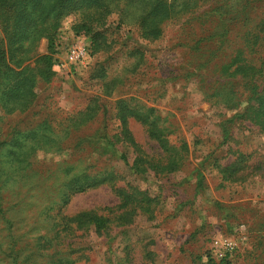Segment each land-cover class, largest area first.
Segmentation results:
<instances>
[{
	"label": "rangeland",
	"instance_id": "rangeland-1",
	"mask_svg": "<svg viewBox=\"0 0 264 264\" xmlns=\"http://www.w3.org/2000/svg\"><path fill=\"white\" fill-rule=\"evenodd\" d=\"M156 4L66 0L59 33L67 36L77 25L88 26L94 53L83 70L40 80L23 111L6 112L22 90V76L9 81L6 109L0 106V140L11 136L13 127L30 131L18 140L26 138L33 153L19 179L24 188L4 195L5 218L13 233L23 236L16 238L19 247L49 241L61 217L109 218L102 235L73 231L62 255L69 253L72 264H264V256L252 257L259 253L258 235L264 234V134L234 116L239 105L228 110L221 97L209 98L212 89L203 94L207 81L192 76L194 59L204 53L196 52L194 34L200 10L148 17ZM20 28L17 38L23 35ZM48 46L42 38L37 54H48ZM233 85L223 81L215 88L222 96ZM239 100L235 96L234 102ZM230 118H235L228 124L232 138L222 142L220 124ZM43 123L56 128L55 135L37 144V133L46 130ZM151 123L167 128L170 143L184 139L187 144L183 166L171 174L134 169L137 155L152 166L168 162V153L150 136ZM211 152L222 166H236L235 180L224 181L216 167L205 165ZM239 152L243 157L237 158ZM10 182L12 177L5 184ZM80 183L84 188L73 193ZM5 227L0 218L2 236ZM56 244L29 257L24 251L26 261L22 257L19 264H35L40 255L52 264ZM3 258L0 264L7 262Z\"/></svg>",
	"mask_w": 264,
	"mask_h": 264
},
{
	"label": "trees",
	"instance_id": "trees-1",
	"mask_svg": "<svg viewBox=\"0 0 264 264\" xmlns=\"http://www.w3.org/2000/svg\"><path fill=\"white\" fill-rule=\"evenodd\" d=\"M65 4L66 0H0V28L4 35V39L0 37V106L2 109L6 106L5 93L9 81L17 80L18 76H22L20 78L22 90L17 92L13 107L7 108L6 112L26 110L34 98V89L39 81L56 76L52 66L59 44V18ZM192 11H199L196 23L198 31L202 28L201 33L198 31L194 33L198 39L195 43L197 44L196 52H204L194 59V66L190 71L192 76H198L204 82L207 81L208 90L204 88L203 94H207L212 89L208 94L209 98L221 97L228 110L239 105L241 110L234 116L249 122L264 134V0H157V4L148 12V17L172 18L175 13ZM21 25H26V28H20ZM19 28L23 35L17 38ZM72 33L87 38L90 55H92L94 43L90 28L86 25H77L72 28ZM42 38L49 40L48 54L38 55L36 48ZM30 63H33L34 67H31ZM42 64L43 69L36 68ZM223 81L231 82L236 87L234 89L231 87L229 92L221 96L215 88V83L219 84ZM238 95L240 100L234 102L235 96ZM233 119L235 120L230 118L220 124L222 142L232 138L228 124ZM43 124L46 130L41 133L33 132L40 134L37 144H47L56 129L50 123ZM150 126L154 127L150 128V136L157 140L163 153H168V162L162 165L158 160L155 166H152L150 160L137 155L133 161L135 171L144 173L147 169L156 168L159 173L168 175L180 169L187 158L185 140L181 139L177 145L172 144L168 139L169 133H166V127L158 128L152 123ZM9 132L11 135L9 138L0 140V218L6 224L5 235L2 236L0 233V258L4 257L3 259L7 260L6 264H19L22 257H25L23 260L26 261V256L23 255L27 251L28 257L33 256L36 251L49 249V244L56 241V253L51 257V263L72 264L74 261L70 260L69 253L64 257L62 255L68 250L64 243L71 237L73 231L92 230L95 234L102 235L107 232L111 220L92 213L83 214L76 219L61 217L55 224L56 227L49 241L41 238L33 245L19 247L20 244L16 238L21 239L23 236H16L13 233L11 221L5 218L8 206L3 201L6 193L24 188L19 183V179L22 175L24 176L26 163L33 149L27 144L26 138L25 141L18 140L19 136L30 131L25 130L22 133L17 127H13ZM124 140L129 146L135 148L136 145L130 139ZM5 148H8L7 154L4 153ZM3 155L4 160L1 159ZM214 155V152L208 155L205 165L212 164L216 167L222 173L224 181L235 180L236 166L234 164L222 166L218 163L220 157L214 158ZM240 157H243V154L239 152L237 158ZM11 177L12 182L6 185V181ZM203 179L202 175L196 180L197 188L202 186ZM91 184H96V181L87 185ZM83 188V184L80 183L74 186L73 193ZM118 220L123 223L125 217L120 216ZM74 223H76L75 228L72 226ZM29 235L32 236V234ZM258 240L256 248L259 253L253 251V259L264 256V234L258 235ZM37 257L40 261L35 264H48L42 255ZM209 264L223 263L210 261Z\"/></svg>",
	"mask_w": 264,
	"mask_h": 264
},
{
	"label": "built area",
	"instance_id": "built-area-1",
	"mask_svg": "<svg viewBox=\"0 0 264 264\" xmlns=\"http://www.w3.org/2000/svg\"><path fill=\"white\" fill-rule=\"evenodd\" d=\"M58 47L54 55L53 71L57 76L74 74L83 70L89 61V41L83 35L71 32L67 36L58 34Z\"/></svg>",
	"mask_w": 264,
	"mask_h": 264
}]
</instances>
